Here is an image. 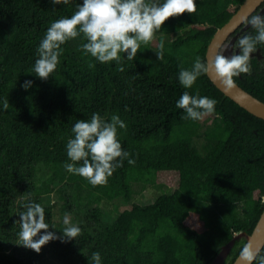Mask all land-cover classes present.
Segmentation results:
<instances>
[{
    "label": "trees",
    "instance_id": "trees-1",
    "mask_svg": "<svg viewBox=\"0 0 264 264\" xmlns=\"http://www.w3.org/2000/svg\"><path fill=\"white\" fill-rule=\"evenodd\" d=\"M243 2L196 0L195 14L167 20L135 59L121 54L123 72L116 61L102 64L85 55L81 35L62 45L56 71L43 81L32 71L40 42L83 0H0V264H43L34 251L13 247L21 230L16 222L29 203H39L50 222L53 208L44 198L54 191L71 190L89 206L76 240H55L54 264H89L94 252L101 264H211L236 234L252 233L264 210V119L227 97L208 74L192 89L178 78L181 66L190 69L197 56L207 62L215 32ZM161 40L164 60L158 61ZM259 49L264 55V46ZM263 64L252 56L251 72L234 78L262 101ZM26 80L33 82L28 90ZM185 91L215 99L214 113L183 119L176 104ZM93 113L106 122L120 117L126 128H118V142L135 161L125 159L106 185L96 187L64 167L71 162L66 144L73 126ZM135 184L162 193L153 203L125 207ZM19 192L26 200L17 206ZM72 194L65 195L67 204ZM109 202L118 213L107 220ZM63 229L55 235L62 237Z\"/></svg>",
    "mask_w": 264,
    "mask_h": 264
},
{
    "label": "clouds",
    "instance_id": "clouds-1",
    "mask_svg": "<svg viewBox=\"0 0 264 264\" xmlns=\"http://www.w3.org/2000/svg\"><path fill=\"white\" fill-rule=\"evenodd\" d=\"M49 2L53 5L69 4V0ZM196 12V0H164L162 4L154 0H83L70 18H61L47 29L37 49L38 59L32 71L37 78L47 81L56 71L63 52L62 45L82 35L86 41L81 45L85 55L90 54L102 64L116 61L117 70L123 72L121 54H127L129 61L135 59L141 45L150 44L167 20ZM247 24L250 32L239 37L235 45L238 51H233L230 57L217 55L209 62H204L197 56L190 69L181 66L178 77L181 86L192 89L201 75L214 71L224 85L231 89L235 87L234 78L250 73L253 54L258 51V45L264 46V15H251ZM155 53L158 61L164 60L163 40ZM32 85L31 80H26L22 86L28 90ZM216 104L215 99L200 96L198 91L196 95L185 91L176 107L184 110L183 119L200 121L214 113ZM3 108H9L7 99L3 101ZM118 128H126L118 115H113L111 122H106L97 113H93L89 120H78L72 128L74 138L66 144L67 156L71 161L65 163L66 171L96 187L106 185L114 171L123 166L125 159L130 165L134 164L135 161L129 159L130 153L123 151L118 142ZM24 207L26 210L20 213V219L16 222L21 229L18 234L20 246L40 253L42 247L53 240L70 242L81 233L79 227L70 225L66 214L63 220L66 227L60 231L62 237H58L48 231L45 209L39 203H29ZM253 262L264 264V255L249 241L239 253L238 264ZM89 264H101L99 252L92 254Z\"/></svg>",
    "mask_w": 264,
    "mask_h": 264
},
{
    "label": "water",
    "instance_id": "water-1",
    "mask_svg": "<svg viewBox=\"0 0 264 264\" xmlns=\"http://www.w3.org/2000/svg\"><path fill=\"white\" fill-rule=\"evenodd\" d=\"M263 3L264 0H244V2L240 4L238 10L234 13L230 20L215 32L207 49V62L214 59L217 55H225L228 57L232 55L233 51H235V37L225 47L227 40L250 18L251 14L257 11ZM256 15H264V7H262ZM236 51H238V49H236ZM254 54H257L259 57L262 56L260 49ZM208 77L227 97H230L253 115L264 119V101L245 90L236 81L234 88H227L216 76L214 71H210L208 73ZM259 217L260 218L252 233L240 232L236 234L229 243L222 246L221 251L211 264H229L235 249L241 246L243 248V246L249 241H251L254 246L259 248L261 252L264 248V210ZM229 258L230 261L228 262ZM238 260L239 255L231 264H238Z\"/></svg>",
    "mask_w": 264,
    "mask_h": 264
},
{
    "label": "rangeland",
    "instance_id": "rangeland-1",
    "mask_svg": "<svg viewBox=\"0 0 264 264\" xmlns=\"http://www.w3.org/2000/svg\"><path fill=\"white\" fill-rule=\"evenodd\" d=\"M260 58V57H259ZM263 58V57H262ZM134 188V194L133 199L129 204L125 205V207H129L133 202H138L140 204H150L153 203L156 198L162 193V189L158 188L153 185H148L146 187H143L141 184H135L133 186ZM72 191L68 190L67 194L61 193L58 191H54L51 194L46 195L44 198L45 200V206L50 205L52 206V219L49 222L46 219V223L49 225L48 231H51L55 234H57L55 231H57L60 227L65 228L66 225L63 223L64 216L67 214L69 217L70 225L77 226L80 228L81 220L84 217V213L87 211V208L89 206H86V202L78 197L75 193H73V203L69 202V204L66 203L68 199L65 197V195H71ZM26 200L25 194L22 192H19L16 196V205L24 204V201ZM118 202L117 204H119ZM121 205V204H120ZM114 203H108L104 205L103 210H105V217L107 220H110L112 216H116L118 212L114 211L115 209ZM121 209V207H120ZM20 240L18 237V241L14 243L13 247H22L23 249H27L23 246H20ZM55 246V240L49 242L44 247H42L41 252L35 253L38 254V259L40 263L43 264H54L55 258L52 256L53 248ZM31 250V249H30ZM230 261V258L228 262Z\"/></svg>",
    "mask_w": 264,
    "mask_h": 264
},
{
    "label": "flooded vegetation",
    "instance_id": "flooded-vegetation-1",
    "mask_svg": "<svg viewBox=\"0 0 264 264\" xmlns=\"http://www.w3.org/2000/svg\"><path fill=\"white\" fill-rule=\"evenodd\" d=\"M262 7H264V3L257 9V11L256 12H254L253 14H251V15H256L261 9H262ZM247 21L244 23V24H242L239 28H238V30L235 32V33H233L231 36H230V38L227 40V42H226V44H225V47L232 41V39L235 37V45H236V41L239 39V37L241 36V35H243L245 32H247V31H249V29H250V26H248L247 27ZM235 45H234V49H235V51H236V49H238V48H236L235 47ZM258 56L257 54H254L253 56ZM263 57V58H262ZM258 58H259V56H258ZM260 60H263L264 61V55H262L260 58H259ZM264 65V64H263Z\"/></svg>",
    "mask_w": 264,
    "mask_h": 264
}]
</instances>
